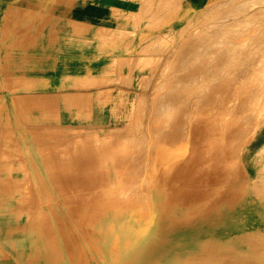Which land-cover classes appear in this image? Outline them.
I'll return each instance as SVG.
<instances>
[{"label":"rangeland","instance_id":"374dc122","mask_svg":"<svg viewBox=\"0 0 264 264\" xmlns=\"http://www.w3.org/2000/svg\"><path fill=\"white\" fill-rule=\"evenodd\" d=\"M130 5L127 11L119 10L125 4L83 10L77 0H0V169H8L13 177L40 176L44 189L52 187L57 193L52 176L59 173L52 171L69 167L67 174L73 175V169L84 166L76 163L82 159L74 155L76 146H90L92 151L114 146L124 177L118 188L130 198L149 190L155 202H186L195 214L206 217L243 200L221 197L220 191L247 190L253 193L258 214H264V90L258 97L254 94L257 77L264 74L259 58L264 56V0H138ZM120 11L126 17L114 20ZM112 24L121 25L127 34L120 40L121 49L133 51L132 45L139 44L147 56L112 59L97 69H65L64 62L72 61L65 55L105 56L96 48L89 53L82 36ZM215 30L218 44L212 47L215 42L208 40ZM231 31L248 40L221 52L218 46ZM66 35L81 41L64 46ZM185 43L189 45L184 47ZM64 72L82 74L71 78L68 90L46 88L59 85ZM116 76L119 81L114 80L111 88L89 85ZM69 90L74 91L67 94L74 98V106L60 111L55 98ZM227 107L231 124L219 127ZM59 112L77 116V121H65L67 115ZM115 117L119 121L111 124ZM218 166L222 170L214 174ZM30 168L41 173L22 174ZM150 178H157L151 189ZM190 179H196V189L189 197L175 196L174 185ZM3 182L0 202L17 200L7 196L11 189ZM90 182L89 188L78 191L109 188L102 181ZM255 232L264 241V229ZM20 257L15 245L0 243V264H24Z\"/></svg>","mask_w":264,"mask_h":264},{"label":"bare ground","instance_id":"6f19581e","mask_svg":"<svg viewBox=\"0 0 264 264\" xmlns=\"http://www.w3.org/2000/svg\"><path fill=\"white\" fill-rule=\"evenodd\" d=\"M77 1L83 10L86 8H113L116 4H125V7H119V10L127 11L128 7L131 10L134 5L129 6V4L137 3L138 0ZM120 13L113 15L114 20L121 21L126 17L125 12L120 11ZM95 19L100 20L101 17L97 16ZM102 27L105 28V31L84 33L82 43L91 48L89 53H92L96 48L98 52L103 51L107 54L105 53L102 58L90 54L86 56L80 54L76 56L65 55L63 58L68 60L70 57L72 60H69L71 63L64 62L65 69H72V71L90 67L97 69L112 59L124 60L131 57L141 59L147 56V53L141 52L144 51L145 47L142 48L139 44L132 45L133 51L128 52L119 47L120 40L127 35L122 32L124 27L121 25L112 24ZM214 32L210 33L209 43L213 42L214 39L217 40L215 38L217 30ZM71 37L67 36L65 41L68 43L63 42L64 46L81 41ZM226 38L228 43L222 41L218 46L221 52L225 53L229 52V48L245 44L248 40L234 31L225 35L224 39ZM217 44L215 42L212 47L217 46ZM188 45L189 43H185L183 46ZM64 46L60 49L66 50ZM202 46H204L203 42L198 44V47L201 48ZM205 50L211 51V48L205 47ZM82 53H86L84 49H82ZM259 58L261 62H264V56ZM75 59L81 61V64L74 62ZM81 74L79 72L74 74H70V72L61 73L59 85L52 83L53 86H50L47 84L46 88L59 86L63 90H68L70 88L69 83L72 81L71 78ZM254 74L257 73L254 72ZM119 78L120 76L109 80L96 79L90 81L89 85H98L100 90L108 89L111 88L110 84L119 81ZM257 78L258 85L255 87V96L262 94L264 90V74L263 76L260 74ZM50 79L49 81H52ZM105 84H109V87ZM71 92L74 91H62V96L55 98V107L60 108V111L74 106V98L67 95ZM0 98L2 97L0 96ZM230 106L234 107L232 102ZM227 111L223 115L219 127L221 124L224 126L229 122L231 108H228ZM63 114L67 115L68 118L65 121L70 123L77 121V116L73 117L72 114L66 112H59L58 115ZM116 121H119V117H115L110 123L113 124ZM229 123L231 124V122ZM104 128L101 129L104 130ZM100 140L97 139L96 141ZM88 147L90 146L80 149L76 146L74 155L82 157V159L76 160V163L84 165L79 167L81 171L78 168L73 169L75 170L73 175L67 174L71 171H69V167L52 171L54 174L59 173L58 176L57 174L52 176L54 181L52 182L56 185L57 193L51 189L52 187L45 190V183L40 176L13 177L9 176L11 171L8 169H0V174L7 175L0 176V181H4L3 184L8 185L7 187L11 189L8 188L10 192L7 193L6 187L4 191L7 196H14L17 199L0 202V243L7 242L11 246L15 245L24 264H264V247L262 246L264 241L259 239L261 234L255 232L264 229V214H258L252 192L247 190L238 193L230 190L220 191L221 197L236 198L243 196V200L238 202L235 208L225 207L211 211V215L206 217L195 214V210L189 207L190 204L187 205L186 202L177 203V200L155 202L153 193L152 195L149 194L147 186L149 184L148 187L151 189V185L157 178H150L147 181L146 189L148 191H142L143 194L136 193L135 198H130L128 193L120 191L123 188H118L122 186L124 177H121L119 167H117L120 163L117 159V148L108 145L97 146L98 149L92 151ZM209 149L213 151L214 145L209 146ZM64 155H68V153L65 151ZM27 156L33 162L31 160L32 154L28 153ZM99 156L101 157L100 160ZM62 162L64 161L62 160ZM69 162L71 161L67 163ZM98 164L100 165L97 166ZM77 170L82 175H79ZM221 170L222 166H218L213 173L217 174ZM21 172L22 174L37 175L41 173L37 168H30ZM128 177L130 176L128 175ZM91 180H97L99 183L102 181L109 188L105 192L98 193L78 191L79 188H89ZM195 181L196 179H190V181L174 185V193L177 194L175 196L178 198L189 197L192 191L196 189ZM66 189L68 190L66 191ZM59 191L63 194H60ZM216 192L218 193V191ZM224 203L228 204L229 202L225 200ZM156 204L160 206L158 207Z\"/></svg>","mask_w":264,"mask_h":264}]
</instances>
